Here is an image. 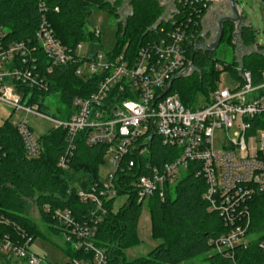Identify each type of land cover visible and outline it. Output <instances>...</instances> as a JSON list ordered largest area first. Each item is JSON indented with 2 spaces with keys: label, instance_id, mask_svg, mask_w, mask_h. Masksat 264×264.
<instances>
[{
  "label": "built area",
  "instance_id": "obj_1",
  "mask_svg": "<svg viewBox=\"0 0 264 264\" xmlns=\"http://www.w3.org/2000/svg\"><path fill=\"white\" fill-rule=\"evenodd\" d=\"M208 1L176 0L175 7L161 3L162 14L153 26L160 31L159 35L148 39L134 58L124 53L112 57L107 52L82 55V44L72 52L56 37L46 17L47 6L40 3L43 15L35 41L7 42L8 31L0 26V103L20 114L17 121H10L18 130L28 157H38L42 145L27 115L49 120L54 128H65L70 146L84 130L88 145L107 146L114 172L93 192L78 193L81 200L96 202L99 213L106 212L103 199L119 196L122 185L118 170H132L136 166L129 154L148 153L150 140L157 135L164 144L179 148L180 156L172 163L149 165L147 174L127 183L136 189L138 199L146 200L156 193L165 197L166 185H174L195 162L197 176L207 184L203 197L209 210L218 212L228 228L211 240L213 251L234 256L236 249L246 250L257 242L264 255V239L259 240V234L252 231L251 210V201L264 194V71L262 81L255 83L253 74L238 65L237 84L233 88L218 85L209 100L201 98L195 108L183 104L179 94L173 92V84L166 92L173 79L195 70L191 50L207 49L216 41L218 34L210 36L205 27ZM94 30L101 34L100 28ZM40 58L50 62L44 61L43 70L38 64ZM70 61L79 62L77 75L85 79L97 75L100 81L89 96L74 99V113L69 120L42 112L40 103H26L24 97L28 98L26 94L31 91H49V73ZM217 133L222 139L220 149L215 147ZM253 138L256 143L249 147ZM1 152L0 146V155ZM59 165L66 166L65 158H61ZM53 215L65 227L66 240L85 252L81 259L69 258L65 264L107 263L105 251L94 243L100 214L84 223L76 221L69 209H56ZM30 242L31 238L15 221L0 214L1 256L22 260L24 264H45L31 250ZM260 264H264V258Z\"/></svg>",
  "mask_w": 264,
  "mask_h": 264
},
{
  "label": "trees",
  "instance_id": "obj_2",
  "mask_svg": "<svg viewBox=\"0 0 264 264\" xmlns=\"http://www.w3.org/2000/svg\"><path fill=\"white\" fill-rule=\"evenodd\" d=\"M40 3L47 6L46 17L56 37L63 46L75 52L79 44L101 40L102 34L97 35L89 27L93 11L106 9L118 18L121 0H0V26L8 31L7 42L35 41L43 15ZM161 3V0H132L133 10L124 21H118L116 45L107 53L112 57L124 53L134 58L148 39L157 37L160 31L153 26L162 14ZM210 4L211 1H208ZM56 8L59 10L56 11ZM227 31H230L229 42L232 44L237 32L245 47L254 46L255 34L250 25L242 24L237 28L235 23H224L221 42ZM214 49L191 50L195 70L173 83V92L179 94L186 107L195 108L201 98L209 100L223 72L230 71L234 78L239 79L238 65L253 74L255 83L262 81L264 47L245 53L241 64L220 62L214 58ZM44 61L50 64L40 58L38 64L42 70L46 66ZM78 65V61H70L54 68L47 77L49 91H31L30 95L25 93L28 97H24L26 103H40L42 112L59 120H69L74 113V99L89 96L96 91L100 81L97 75L90 79L77 75ZM217 65H222L223 70L218 69ZM21 89L29 92L26 87ZM52 95H58L63 106L55 112L47 104V97ZM86 134V130L81 131L74 145L70 146L67 130L63 127L53 128L40 136L42 150L38 157L33 158L27 156L22 138L10 119L0 126V214L15 221L31 238L30 244L37 235L42 234L29 216L30 208L34 205L43 222L53 232L63 234L62 249L69 258L81 259L85 252L66 240L65 227L53 215L56 209H69L73 218L80 223L90 222L95 214L101 215V220L96 224L94 243L105 251L106 264H185L198 258H204L208 264L262 263L264 255L257 242L246 250L236 249L234 256L213 251L211 240L227 232L228 228L218 212L209 210V204L203 197L207 184L203 177L197 176L198 164L195 162L190 163L187 172L174 185H166L163 198L156 193L146 200H139L136 189L130 184L127 186L131 179L147 174L149 165L172 163L180 156L179 148L164 144L157 135L152 136L148 153L129 154L128 157L136 163L132 170H118L122 185L118 195L128 194L118 210H114L117 197L103 199L105 213L97 211V204L93 200H81L78 195L80 191L91 193L102 184L99 170L107 161V146L88 145ZM61 158H65V167L59 165ZM145 202L151 214L153 236L161 243L148 254L128 260L126 250L140 244L138 224ZM251 210L252 231L259 234V240L264 239V194L251 201ZM12 261L0 255L1 264H12Z\"/></svg>",
  "mask_w": 264,
  "mask_h": 264
},
{
  "label": "rangeland",
  "instance_id": "obj_3",
  "mask_svg": "<svg viewBox=\"0 0 264 264\" xmlns=\"http://www.w3.org/2000/svg\"><path fill=\"white\" fill-rule=\"evenodd\" d=\"M114 1V0H112ZM163 5L175 7L176 0H161ZM221 4L217 0H211L209 8L208 21L205 19V27L209 30L210 36L219 33V25L217 23L218 17H220ZM236 7L242 17V24L250 25L255 34V43L252 47H245L241 40L235 34L234 44L229 42L230 31H227L223 41L214 49V58L220 62L231 64H241L242 56L245 53H249L253 50H257L264 47V2L262 0H236ZM213 9V10H212ZM133 5L132 0H121L119 5L120 16L116 18L111 15L106 9H95L89 20L90 29L94 30L100 28L101 40L84 42L82 43V55H90L99 53L101 55L113 50L118 35L117 23L118 21L125 20L126 16L132 12ZM212 11V12H211ZM218 14V16H216ZM229 27V26H228ZM227 27V28H228ZM207 43H211V40H207ZM85 56V57H86ZM86 70V65L83 67V71ZM190 84V83H189ZM237 84L236 78L230 71H225L221 74L218 85L220 87L233 88ZM47 104L52 111H57L58 107H62L59 102L58 95H52L47 97ZM12 108L9 105L0 103V126L6 119L11 121H17L20 114L13 113ZM22 116V118H24ZM28 122L34 128L35 135L37 137L49 132L53 129V124L46 119H37L33 115H27ZM222 143L221 135L216 134L215 147L220 149ZM256 140H249V147L254 146ZM114 172V167L107 157L106 164L99 170V177L102 181L107 180L108 175ZM127 194L119 195L114 202V210H118L123 203L127 200ZM29 216L42 230V234H39L31 244V250L42 257L45 264H65L69 260V256L62 249L64 244V236L62 233L53 232L51 228L43 222L38 208L34 205L31 206ZM138 236L140 244L126 250V257L128 260H133L137 257L148 254L153 248L161 243V240L153 236V225L151 220V214L149 208L146 206V202L142 208V214L138 224ZM1 264V263H0ZM12 264H24L22 260L12 261ZM185 264H208L204 258H198L191 260Z\"/></svg>",
  "mask_w": 264,
  "mask_h": 264
},
{
  "label": "water",
  "instance_id": "obj_4",
  "mask_svg": "<svg viewBox=\"0 0 264 264\" xmlns=\"http://www.w3.org/2000/svg\"><path fill=\"white\" fill-rule=\"evenodd\" d=\"M262 1L264 2V0H262ZM231 8L235 14V17H229L228 16V17H223L222 19H220V21H219V33H218V36L216 38V41L214 43H212L210 46H208L207 49H214V48L218 47V45L220 44L222 37H223V34H224V23H228V22L236 23L237 28H239L242 25V17H241V15H240L237 7H236V0H231ZM177 78H180V77H177ZM177 78H175L171 81V85L166 90V92H168L171 89L173 82Z\"/></svg>",
  "mask_w": 264,
  "mask_h": 264
},
{
  "label": "flooded vegetation",
  "instance_id": "obj_5",
  "mask_svg": "<svg viewBox=\"0 0 264 264\" xmlns=\"http://www.w3.org/2000/svg\"><path fill=\"white\" fill-rule=\"evenodd\" d=\"M217 1L221 4L220 7L222 10V12L220 13L221 14L220 17H218V19H217V23L219 25L220 19H222L223 17H228V16L229 17H235V14L231 8V0H217ZM216 16H218V14Z\"/></svg>",
  "mask_w": 264,
  "mask_h": 264
},
{
  "label": "crops",
  "instance_id": "obj_6",
  "mask_svg": "<svg viewBox=\"0 0 264 264\" xmlns=\"http://www.w3.org/2000/svg\"><path fill=\"white\" fill-rule=\"evenodd\" d=\"M210 10H211V9H210ZM210 10H209V11H210ZM211 12H212V11H211ZM207 16L209 17V13L206 14V17H207ZM208 17H207V21H208Z\"/></svg>",
  "mask_w": 264,
  "mask_h": 264
}]
</instances>
